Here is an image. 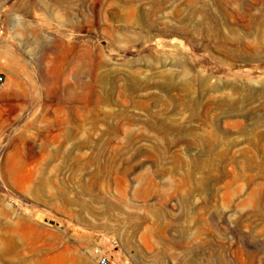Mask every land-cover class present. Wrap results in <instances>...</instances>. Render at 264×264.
Listing matches in <instances>:
<instances>
[{
	"label": "rangeland",
	"instance_id": "rangeland-1",
	"mask_svg": "<svg viewBox=\"0 0 264 264\" xmlns=\"http://www.w3.org/2000/svg\"><path fill=\"white\" fill-rule=\"evenodd\" d=\"M0 264H264V0H0Z\"/></svg>",
	"mask_w": 264,
	"mask_h": 264
},
{
	"label": "built area",
	"instance_id": "built-area-1",
	"mask_svg": "<svg viewBox=\"0 0 264 264\" xmlns=\"http://www.w3.org/2000/svg\"><path fill=\"white\" fill-rule=\"evenodd\" d=\"M1 80V77H0ZM97 264H121L119 262H112L109 257L96 251Z\"/></svg>",
	"mask_w": 264,
	"mask_h": 264
}]
</instances>
